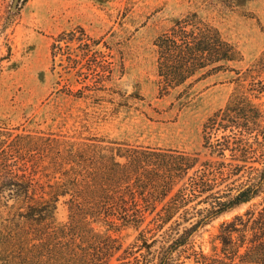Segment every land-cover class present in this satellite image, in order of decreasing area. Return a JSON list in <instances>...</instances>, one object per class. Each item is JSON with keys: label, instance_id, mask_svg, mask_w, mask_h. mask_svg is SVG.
Here are the masks:
<instances>
[{"label": "trees", "instance_id": "1", "mask_svg": "<svg viewBox=\"0 0 264 264\" xmlns=\"http://www.w3.org/2000/svg\"><path fill=\"white\" fill-rule=\"evenodd\" d=\"M28 1L18 0L6 29ZM51 38L55 62L67 61L83 79L94 75L97 87L112 79V48L102 38L81 25ZM153 44L161 99H181L223 71L238 76L240 89L204 124L205 153L0 125V264H264V80L253 75L255 64L233 66L242 51L197 12ZM91 87L67 92L83 98ZM261 196L222 224L220 251L198 247L201 227ZM128 229L139 233L124 248L116 233Z\"/></svg>", "mask_w": 264, "mask_h": 264}, {"label": "rangeland", "instance_id": "2", "mask_svg": "<svg viewBox=\"0 0 264 264\" xmlns=\"http://www.w3.org/2000/svg\"><path fill=\"white\" fill-rule=\"evenodd\" d=\"M17 0H0V125L74 140L101 138L131 144L205 153L203 127L240 89L235 72L223 71L197 84L185 97H158L155 38L188 13L197 12L220 28L243 53L234 63L264 80V0H29L15 22ZM83 26L112 48L114 74L101 87L83 79L67 61L51 54L52 35ZM10 51V52H9ZM56 63V64H55ZM87 71V69H84ZM91 85L86 97L70 95ZM261 197L213 218L193 235L207 254L220 251L223 223L245 214ZM58 219H68L61 205ZM134 229L116 233L129 246Z\"/></svg>", "mask_w": 264, "mask_h": 264}, {"label": "water", "instance_id": "3", "mask_svg": "<svg viewBox=\"0 0 264 264\" xmlns=\"http://www.w3.org/2000/svg\"><path fill=\"white\" fill-rule=\"evenodd\" d=\"M18 1V0H17Z\"/></svg>", "mask_w": 264, "mask_h": 264}]
</instances>
